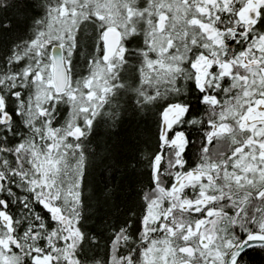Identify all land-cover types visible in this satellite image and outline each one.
I'll list each match as a JSON object with an SVG mask.
<instances>
[{
    "label": "snow or ice",
    "instance_id": "6c2138e0",
    "mask_svg": "<svg viewBox=\"0 0 264 264\" xmlns=\"http://www.w3.org/2000/svg\"><path fill=\"white\" fill-rule=\"evenodd\" d=\"M250 250L264 252V0H0V264Z\"/></svg>",
    "mask_w": 264,
    "mask_h": 264
},
{
    "label": "trees",
    "instance_id": "16d2710c",
    "mask_svg": "<svg viewBox=\"0 0 264 264\" xmlns=\"http://www.w3.org/2000/svg\"><path fill=\"white\" fill-rule=\"evenodd\" d=\"M23 28V24H21V29ZM127 129L128 126L125 125L123 128L117 129L115 131L111 129H104L101 128L98 130V135L101 138H110L112 141L119 142L126 138L127 136ZM118 160L122 162L123 160V154L118 155ZM116 167L118 169L122 170V163L117 164ZM93 181L96 183H99L102 179L99 173H97L94 177H92ZM114 183L119 185L120 183V171H116L114 173ZM245 259L249 262V264H264V252H261L259 250L252 251L250 250L248 252V255L245 257Z\"/></svg>",
    "mask_w": 264,
    "mask_h": 264
}]
</instances>
